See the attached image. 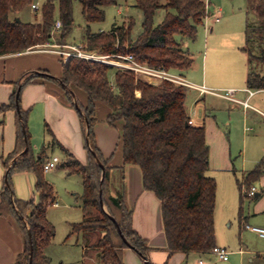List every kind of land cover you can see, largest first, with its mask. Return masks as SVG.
I'll return each mask as SVG.
<instances>
[{
	"label": "trees",
	"instance_id": "trees-1",
	"mask_svg": "<svg viewBox=\"0 0 264 264\" xmlns=\"http://www.w3.org/2000/svg\"><path fill=\"white\" fill-rule=\"evenodd\" d=\"M75 0H44L41 5L40 22H23L19 13L32 0H0V56L35 49L47 43L68 44L73 27V3ZM116 0H79L81 14L86 21L85 33L80 41L81 49L100 55L132 54L134 59L144 65L175 70L179 74L192 65L189 53L182 49L181 41L194 40L198 26L207 15L205 0H135L134 7L142 13L141 32L131 37L133 20L111 26L107 31H91V23L104 20L103 6ZM164 9L163 19L154 24L156 10ZM56 21L60 27L55 28ZM241 50L247 56L248 72L245 85L248 89H264V0H246L244 22V46ZM61 67L59 77L47 70H36V78L57 83L63 90L66 100L75 108L85 133L84 116L88 121V136L85 148L88 153L87 164L80 163L69 151L63 148L46 128L50 139L41 148L40 155L34 159L30 152L27 130V111L20 107V94L23 84L15 82V91L7 105L0 109H13L16 113V148L5 160L15 157L9 169L7 186L1 192L0 208L12 213L25 236L23 252L14 264H50L45 249L54 236V227L48 221L46 211L53 202L54 190L43 177V166L47 161L44 152L59 146L64 159L58 166L68 174L79 175L83 192L78 197L87 214L78 223L71 225L69 234L80 232L96 233L95 246L100 249L101 264H123L122 251L129 246L147 264L149 246L132 228V210L126 205L122 190L114 191L109 182L110 157L104 158L95 143L93 126L97 104L108 109L105 122L114 126L120 122L118 145L122 156V166L137 165L141 170L142 187L151 191L161 202V218L166 239L168 256L174 253H209L215 246L214 206L216 182L207 175L209 168V149L202 126L188 123L189 114L185 108L188 88L168 81L159 85L135 80L134 75L99 61L69 57L63 61L57 55ZM112 71V79L109 78ZM34 72V71H33ZM31 72L21 76L24 79ZM20 87L16 110L15 94ZM86 96L85 104L75 97V91ZM139 95H136V92ZM76 106L78 108H76ZM26 138V142L25 139ZM28 146L27 153L18 155ZM94 151V154L91 153ZM105 174L100 182L101 168ZM56 165V166H57ZM15 171H28L35 176L37 201L12 200L10 174ZM261 173L259 163L238 182L239 190L249 186ZM101 190V192H100ZM241 199L245 196L241 191ZM102 200L105 211L100 206ZM95 212L94 214H92ZM112 216L119 226L128 245L123 242ZM30 233V242L29 236ZM30 245L32 254L30 255Z\"/></svg>",
	"mask_w": 264,
	"mask_h": 264
},
{
	"label": "crops",
	"instance_id": "crops-1",
	"mask_svg": "<svg viewBox=\"0 0 264 264\" xmlns=\"http://www.w3.org/2000/svg\"><path fill=\"white\" fill-rule=\"evenodd\" d=\"M210 4L211 2L208 0L206 3L208 9L210 8ZM240 8L244 9L245 13L246 0H244L243 6ZM214 9L215 12L212 15V20L214 24L218 23V25L217 27H208L206 31L208 35L205 34L207 42H211V45H206L207 51L209 50L210 52V75L207 70V52L205 56L201 55L200 59L196 61L189 54L192 58V65L187 71L180 73L182 77L192 84L204 86L212 92H200L197 89L188 88V90L194 91L196 95L194 105H189L191 108L185 105V108L190 110L188 111L189 116L194 121L192 125L197 127L202 126L205 131V140L209 149V168L207 175L209 172H212L210 174L211 176H208L215 180L213 172L220 171L219 175L227 178L228 184L232 183V174L235 170V163L232 162V140L234 136L232 133L233 116H238L237 121L240 122L239 127L241 128L242 126L243 135L245 134L244 145L248 138L246 132L251 131V127H248L247 123L250 122L256 125L257 132L254 137L259 142V151L254 152L252 164L258 165L260 163L261 173L255 181H252L255 182L258 190L254 194L256 200L254 202L253 212L264 211V146L260 144L264 138V99L259 96L264 94V89H248L245 85L248 63L246 54L241 50L244 46V29L238 45H234L230 41H228L230 43H224L225 40L223 38L226 37L227 33L225 32L228 29L224 28L222 30L221 22L228 15L220 7ZM208 13L209 11L207 10V16ZM215 16L217 19H215ZM114 25L116 24L113 23L112 26ZM236 41L238 42V38ZM68 44L72 43L68 42ZM237 48H239L242 54L240 58L233 55L235 62H239L236 68L239 76L237 75L233 80L227 79L226 75L223 76L219 70V54L226 49L229 51L228 53H233L234 49ZM185 50L188 52V49ZM231 58L230 56L229 60ZM39 69L47 70L53 76L59 77L61 67L56 54L40 49H31L20 53L0 56V106L9 104L11 95L16 88L15 82L20 80V84H23L27 78L31 77L30 81L23 85L20 94V107L22 110L27 111L26 125L31 120L30 114L33 113L32 111L36 105H40L38 107L41 110V117L45 126L44 130L46 131L48 127L58 143L69 151L80 163L85 165L88 162V153L85 148V133L78 114L69 105L63 90L57 83L33 76V71ZM27 72L31 73L24 79H21V76ZM226 89L234 90L233 98L236 100L227 99L221 95ZM137 93L139 92L137 91ZM75 97L78 98L81 104H85L86 96L83 92L75 91ZM206 98L207 102L205 100ZM244 101L247 102V106L243 105L242 102ZM218 105L226 108L227 116L221 117V115H218ZM107 114L108 109L103 104H97L95 111L97 122L93 126V132L96 146L103 157L111 158L109 162L111 166L109 171V182L112 185L111 193L114 194V191L122 190L126 205L132 210V228L149 246L148 260L151 264H186L189 253H174L168 256L161 218V202L153 192L143 189L140 168L137 165L128 164L123 167L122 171L120 170L122 156L118 145V138L121 124L120 122H117L114 126L107 124L105 122ZM211 135H214L218 142V151L211 148ZM15 148V110L0 109V195L6 184L5 179H7L9 173L7 171L13 165L16 157L9 162L8 168L5 166V160ZM239 154L243 155L245 153L241 150ZM18 155H21V152ZM249 156H251V153ZM49 159L51 158L46 157V160ZM259 160L261 161L259 162ZM254 167L244 170L241 169L240 182L244 181L245 175L254 169ZM35 182V176L31 172H12L10 174L12 200L26 201L34 199V201H37ZM238 182L236 180L237 185ZM250 184L249 186H253ZM243 186L245 187L246 185ZM240 194L241 190L239 191V197L242 200ZM53 202L56 201L53 199ZM52 206L58 207V204H52ZM79 208L81 209L82 220L86 216L87 211L83 209L81 204ZM241 215L239 211V219L243 221L242 225H244L248 218L247 216ZM78 235L82 238V256L83 259L85 258L86 264L101 263L100 249L95 246V242L99 237L98 234L80 232ZM24 246L25 236L15 216L0 208V264H14L18 256L23 252ZM257 255L259 256V253ZM122 259L123 264H144V260L131 248L123 249Z\"/></svg>",
	"mask_w": 264,
	"mask_h": 264
},
{
	"label": "rangeland",
	"instance_id": "rangeland-1",
	"mask_svg": "<svg viewBox=\"0 0 264 264\" xmlns=\"http://www.w3.org/2000/svg\"><path fill=\"white\" fill-rule=\"evenodd\" d=\"M135 0H116L113 4L103 6L105 11L104 20L100 23H91V31L104 30L107 31L111 28L112 24L126 23L131 18L134 22L131 30V37L135 38L141 32L142 13L134 7ZM161 4H165L166 0H159ZM206 3L208 0H205ZM211 4L206 20L197 28L196 38L180 39V36H176L178 41H181L182 49H188L189 54L194 61L200 59L201 55L207 52L208 62V74L210 75V52L207 51L206 45H211V42H207L205 37L208 27H217L218 23H213L212 15L215 12L214 8H222L226 16L221 24L222 30L228 29L224 43L232 42L234 45L240 43L242 38V31L244 29L245 13L243 6L244 0H209ZM44 0H32V3L36 5L37 9H32L31 5L27 6L19 13V17L23 22H40L41 21V5ZM208 6V7H209ZM214 9V10H213ZM165 10L158 9L153 16L154 24L159 23L164 17ZM73 27L68 38V42L73 44L80 43L83 34L86 29V21L81 14V5L79 0H75L73 3ZM224 22V23H223ZM220 24V25H221ZM231 31V32H230ZM238 38V42L236 41ZM230 41V42H228ZM227 45V44H226ZM223 46V45H222ZM39 46L35 47L38 48ZM226 49L219 54L218 64L219 70L223 76L226 75L227 79L233 80L239 72L236 69L239 62H235L234 56L241 57L242 54L239 48L234 49L233 53ZM232 57L229 60V57ZM240 61V59H239ZM238 63V65H237ZM239 68V67H238ZM174 73L178 71L172 70ZM53 75V74H52ZM109 78L112 79V71H109ZM158 83L157 85H159ZM195 93L192 90H187L185 105L191 108L189 105H194ZM264 99V94L259 95ZM207 102V98L205 99ZM40 105H36L35 109L31 113V120L28 122L29 133V145L30 152L34 159H36L41 152L43 144L50 139L47 131L44 129V124L41 117ZM75 112V108H72ZM219 116H227L226 108L222 105L217 106ZM187 110V109H186ZM190 110H187V112ZM189 114V112H188ZM225 114V115H224ZM238 116H233L232 133L234 134L232 140V152L234 162V171L232 174V183L228 184L227 178L220 176V171L213 172L216 182L215 193V206H214V231H215V244L216 246L223 247L228 252V260H220L216 255L212 253H197L191 252L188 254L186 264H264V239L260 238L256 232L242 225L243 221L239 219V211L241 216H247L246 224L253 227H264V211L253 212L254 202L256 198L244 196L242 200L239 197V188L236 180L241 181L240 174L241 169H249L256 164H252V158L254 152L259 151V142L255 139L257 132L256 125L248 122L247 126L251 127V131L246 135V144L244 145V135L242 126L239 127L240 122L237 121ZM95 125V124H94ZM236 125V127H235ZM235 127V128H234ZM261 145L264 146V138ZM210 145L213 150L218 151V142L214 135H211ZM244 151L245 154H239L240 151ZM251 153V156L249 154ZM247 154V155H246ZM44 156L52 158L57 157L59 163L64 159V154L59 146H53L48 148L44 152ZM261 160H259L260 162ZM263 167V164H262ZM212 172H209L211 176ZM44 179L50 183L54 190V201L57 202L58 207H53L52 204L48 205L47 216L48 221L54 227V236L49 246L45 249V254L50 260V264H86L85 258L83 259L82 251V238L77 234H69L72 223L81 221V209L79 208L80 200L79 196L83 192L82 180L79 175L68 174L67 171L60 166H56L48 171H43ZM258 192L255 182H252ZM248 186H242L243 192ZM260 192V191H259ZM262 194V192H260ZM38 198V197H37ZM78 198V199H77ZM93 212L92 214H94ZM89 237V236H87ZM86 237V240H87ZM89 239V238H88ZM259 253V256L257 255ZM251 259V260H250ZM84 260V262H83ZM201 261V263H198ZM101 264V263H98ZM184 264V263H183Z\"/></svg>",
	"mask_w": 264,
	"mask_h": 264
},
{
	"label": "built area",
	"instance_id": "built-area-1",
	"mask_svg": "<svg viewBox=\"0 0 264 264\" xmlns=\"http://www.w3.org/2000/svg\"><path fill=\"white\" fill-rule=\"evenodd\" d=\"M32 9H37L35 4L31 5ZM207 17V15H206ZM206 17L204 18L205 21ZM215 19L217 17L215 16ZM60 27V22L56 21L55 28ZM48 52L55 53L57 55H60L62 57V60L65 61L69 57H78L85 60H93V61H99L105 64L112 65L115 68L121 69V70H127L131 72L135 80L143 81L149 84L157 85L158 83H161L162 81H168L176 85H182L187 88L197 89L200 92H212L211 90L207 89L204 86H196L192 84L191 82L187 81L184 77H182L178 73H174L171 70H165V69H159V68H153L144 64H141L137 62L132 54H114V55H100L97 53L92 52H86L81 49L80 44H73V45H59L55 42L53 43H47L44 45L39 46L38 48ZM214 93V92H213ZM233 89H226L223 94H221L223 97L231 100H236L233 98ZM136 95H139V93L136 92ZM244 106H247V102H242ZM189 124H194L193 119L189 116L188 120ZM59 162L57 157H52L51 159L47 160L43 166L44 171H48L54 167H56L57 163ZM256 192V189L254 186H249L248 188L243 190V194L247 197H252ZM51 204L57 205L56 202H52ZM245 227L251 229L252 231L256 232V234L264 239V227H256V226H249L248 224H245ZM209 253H212L216 255L220 260L226 261L228 259V252L219 246H214ZM201 263V261H199Z\"/></svg>",
	"mask_w": 264,
	"mask_h": 264
},
{
	"label": "water",
	"instance_id": "water-1",
	"mask_svg": "<svg viewBox=\"0 0 264 264\" xmlns=\"http://www.w3.org/2000/svg\"><path fill=\"white\" fill-rule=\"evenodd\" d=\"M18 20H19V18H16V21H18ZM38 73H39L38 71H34L33 72V74H38ZM19 91H20V87L17 88L16 94H15V104H16V110L17 111L19 110V102H18ZM76 108H78V107L76 106ZM84 121H85V140H86L87 139V136H88V121H87V119H86L85 116H84ZM24 140L26 142V138ZM27 151H28V146H25V148L21 152V155L27 153ZM90 151H91L92 154H94V151L93 150L90 149ZM98 164H99V166L101 168L100 182L102 183L103 178H104V174H105V168H104V165L101 162L98 161ZM7 172H9V169H8ZM5 183L7 185V179H5ZM100 192H101V190H100ZM100 206L105 211V208H104V205H103L102 200H100ZM109 218L115 223V219L112 216H109ZM115 226H116V229H117L119 235L121 236L123 242H125L128 245L126 239L121 234V231L119 229V226L116 223H115ZM28 236H29V242H30V233H28ZM128 248H131L132 249L133 247L129 246ZM31 254H32V247L30 245V255ZM30 263H31V257L29 258L28 264H30ZM147 263H148L147 260H144V264H147Z\"/></svg>",
	"mask_w": 264,
	"mask_h": 264
}]
</instances>
